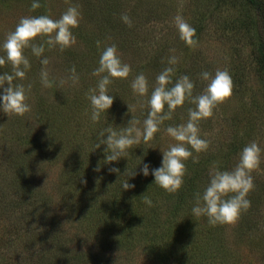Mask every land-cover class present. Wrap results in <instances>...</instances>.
I'll use <instances>...</instances> for the list:
<instances>
[{
    "label": "rangeland",
    "instance_id": "374dc122",
    "mask_svg": "<svg viewBox=\"0 0 264 264\" xmlns=\"http://www.w3.org/2000/svg\"><path fill=\"white\" fill-rule=\"evenodd\" d=\"M40 4L33 10L31 0H0V42L22 16L48 15L57 19L69 6L78 4L81 18L79 25L72 28L76 37L73 45L63 50L58 45L54 48L45 45L42 56L49 59L47 66L41 65L42 57L34 56L30 47L25 48L31 67L23 79L16 78L13 83L28 89L26 102L31 105V111L23 116L0 111V236L8 230L20 231L21 243L16 246L11 242L0 261L4 264L6 261L8 264H163L161 259H155L156 254L151 255L142 247L126 249L113 243L110 232L104 236L110 238L109 244L99 245L96 236L89 234L77 220H68L69 194H65L64 182L68 184V176L74 177L71 161L82 159L89 137L104 127H112V114L115 126L124 128L127 119L133 117L142 127L145 118L140 113L150 111L148 97L157 84L158 74L170 66L171 56L178 58L172 82L182 76L184 69L191 68L193 95L201 94L208 83L200 76L203 71L215 74L217 69L227 70L232 77V95L217 105L208 123L205 118L198 124L200 136L210 141L208 148L215 150L218 144L222 150L207 163L210 170L217 165L231 169L238 162L243 147L231 151L229 142L243 128L244 122L240 124L236 120L240 117L251 120L246 144L256 141L264 148V91L259 84V63L254 53L258 34H263L260 18L256 19L254 11L242 0H40ZM122 13L131 17L132 24L120 38L119 34L112 35V24L124 23L120 19ZM177 15L196 29V46L180 38L174 20ZM127 36L133 43L125 41ZM45 39L38 36L35 42ZM112 44L131 70L126 78H111L109 91L115 99L106 112L109 116L102 114L99 121L93 122L87 93L106 74L96 75L94 71L99 67L101 52ZM157 54L164 57L165 65L162 63L154 70L142 68V62ZM180 66L183 71L176 73ZM43 67L49 72L50 87L41 83ZM73 67L79 76L76 82L69 79ZM4 72H12L10 63L0 66V73ZM140 73L148 80V92L144 96L131 87ZM107 119L106 126L103 121ZM186 120L165 123L159 128L161 138L146 142L157 153L159 162L160 149L176 143L166 128ZM236 140L239 142V136ZM79 144L81 147L76 148ZM252 174L257 190L253 189L251 206L235 223L219 225L226 245L237 252L231 264H264V158ZM23 183L27 185L22 189ZM32 191L42 201H25ZM71 206L76 207L72 202ZM51 234L63 238V247L49 244ZM40 249L42 254L38 252ZM80 253L86 257L77 260L75 256Z\"/></svg>",
    "mask_w": 264,
    "mask_h": 264
},
{
    "label": "clouds",
    "instance_id": "9594fccd",
    "mask_svg": "<svg viewBox=\"0 0 264 264\" xmlns=\"http://www.w3.org/2000/svg\"><path fill=\"white\" fill-rule=\"evenodd\" d=\"M41 6L40 0H31V8L37 9ZM81 12L78 4L69 6L57 19L48 15L22 16L15 28L10 31L2 42H0V66L10 63L12 72L0 73V111L6 114L23 116L31 111V105L27 103V91L23 84H15L16 78L23 79L31 64L24 54L27 47L31 48L34 56L41 58L43 66L49 64V59L42 56L45 52V45L54 48L57 45L61 50L70 47L76 42V37L72 28L79 25ZM120 19L131 26L132 20L127 13H122ZM180 38L190 46H196L194 39L196 29L191 26L183 16L174 17ZM38 36L46 37L41 43H36ZM178 63L176 56L168 58L170 66L164 68L156 77L157 84L148 97L150 111L143 121L142 127L139 120L131 117L127 126L117 130L113 127L104 128L97 137L95 148L105 145L104 152L106 162H116L121 157H126L128 149L133 145H139L142 141L148 142L159 130L160 124L171 118L172 111L177 106L184 104L188 99L194 105L188 109L186 122L176 126L169 125L166 132L176 141L169 145L167 149H160L162 154L158 167H152L150 162H142V167L138 171L136 167L127 173V177L136 175L154 177L153 182L169 193L177 192L184 183L186 173L185 161L193 157V151L199 153L206 151L210 141L204 139L199 134L198 124L201 119L211 117L218 104L223 103L226 98L232 95L233 80L227 70L217 69L215 74L203 71L200 76L207 81V85L199 95H193L194 82L188 75L180 76L174 83L172 74L175 71L174 65ZM130 66L122 62L118 55L117 46L109 45L103 49L99 58V67L94 74L100 77L96 86L90 88L87 98L90 104V119L93 122L100 120L101 115L111 108L115 99L109 91V85L113 77L126 78L130 72ZM71 79L78 81L79 76L73 67ZM41 83L45 87H50L52 81L49 79V72L43 67L40 72ZM132 89L140 96L148 92L147 77L140 73L133 80ZM30 88V85H29ZM165 105L167 112H163ZM153 148V147H152ZM264 158V148L256 141L246 144L239 152L238 162L231 168H221L219 165L211 169L208 173V180L202 191H196L193 195L191 215L195 217H207L210 225L232 224L240 217L241 213L247 211L251 206V201L247 198L248 193L254 189L253 170L260 167ZM193 159H196L193 157ZM110 172L118 173V167L113 166ZM134 183H129L125 179L121 188L128 190L134 188ZM143 203L147 207L153 206V200L148 195H143Z\"/></svg>",
    "mask_w": 264,
    "mask_h": 264
},
{
    "label": "trees",
    "instance_id": "16d2710c",
    "mask_svg": "<svg viewBox=\"0 0 264 264\" xmlns=\"http://www.w3.org/2000/svg\"><path fill=\"white\" fill-rule=\"evenodd\" d=\"M242 1L245 6L254 11L256 19L260 18L263 27V34H258L255 42L254 53L259 63L257 70L259 84L261 90L264 91V0ZM127 27L128 25L125 23H120L119 26L112 24V35L119 34L118 37L122 38L121 35L126 32ZM114 39L116 40V38ZM127 40L129 43H133L128 36L125 41ZM121 45H126V43H121ZM135 45V48H138V45ZM142 63L140 64L142 68L154 70L162 63L165 65L166 61L161 54H157L152 58H147ZM182 71L183 67L180 66L176 73ZM190 72L191 68L184 69L182 75L190 76ZM172 79L174 78L172 77ZM191 107L194 105L186 99L183 105L177 106L172 111L171 121L166 119L167 122H164V120L159 128L165 123L168 124L173 121L177 123V121L187 119L188 109ZM167 111L168 108L165 105L163 112ZM148 113L149 110H144L140 116L146 118ZM103 114L109 116V113ZM113 119L115 116L112 114V127L117 130L121 129L122 126H115ZM205 120L208 123V118ZM236 120L240 121V124L244 122V125L240 132H235L230 137L229 144L233 148L231 151L235 150L236 147L239 149L244 147L251 134V132L249 133L251 120L246 117H240ZM108 121V119L103 121L104 125H109ZM127 122H125L124 127L127 126ZM98 132L87 139L88 146L82 155V159L77 158L71 161L74 177L68 176V184L66 181L64 182L65 194H69V201L66 206L68 220H77L89 234H92L93 237L96 236L95 241L99 245L109 244L110 238L107 239L104 236L110 232L113 243L127 247L126 249H133L134 246L142 247L146 251H150L151 255L156 254L157 258L155 259H161L163 264H190L191 262V264H231L235 261L237 252L226 245L223 234L220 233V224L210 225L207 217L202 216L204 219L195 217L190 212L194 202V193L202 191L207 183L210 171V164L207 163L212 161L211 158H214L215 155L219 156L222 152L221 148L217 146L218 144L214 147L215 150L208 148L199 153L193 151V157L196 159L190 157L185 161L186 173L182 187L175 193H169L153 182L154 177L151 174L146 177L139 174L135 177H127V173L133 170L141 159L142 162H150L152 167L160 165L159 157L151 146L142 141L139 145H133L128 149L126 157H121L116 162H106L104 157L109 154L107 150L104 152L106 146L101 145L99 148H95L100 133ZM237 136H239L241 143L237 142ZM160 138L161 133L158 130L151 140ZM78 147H81V144L76 148ZM91 154L94 158L89 156ZM113 166L118 167L120 171L118 173L110 172L109 169ZM140 167H142V163L137 165L135 170L138 171ZM125 179H128L129 183H134L135 187L128 190L122 189L121 185ZM21 185L23 189L27 184ZM254 190H257V184ZM254 190L248 193L247 198L249 200ZM33 194V191L32 194L29 193V196L25 197V201L28 203L42 201ZM143 195L151 197L153 200L152 207H147L143 203ZM254 201L256 202L255 199L252 202ZM71 202L76 205L75 208L71 206ZM193 232L194 235H192ZM19 233L20 231L11 232L8 230L7 233L0 236V258L6 254L11 242L16 246H21L18 240ZM43 235L44 237L48 236L47 234ZM62 240L63 238H59L58 234H51L49 244H60L63 247ZM38 252L39 254L43 253L41 249ZM75 257L77 260H81L86 256L80 253ZM83 261L86 262L85 259ZM11 262L9 261V263ZM0 264H4L3 261H0ZM5 264H8L7 261Z\"/></svg>",
    "mask_w": 264,
    "mask_h": 264
}]
</instances>
